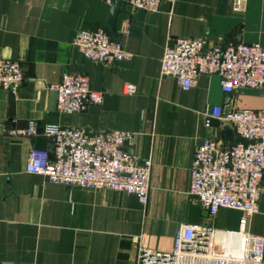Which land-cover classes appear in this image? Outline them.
I'll return each instance as SVG.
<instances>
[{
  "label": "crops",
  "instance_id": "crops-1",
  "mask_svg": "<svg viewBox=\"0 0 264 264\" xmlns=\"http://www.w3.org/2000/svg\"><path fill=\"white\" fill-rule=\"evenodd\" d=\"M112 7L108 0H0V60L24 70L18 96L0 90V264H134L140 247L172 251L183 225L220 234L240 229L241 212L222 208L212 216L190 197L191 168L203 139L227 146L239 140L234 131L228 139L219 120L207 127L208 110H264V89L227 94L217 75H201L187 92L176 78L161 77V62L178 39L264 48V0H246L238 12L234 0H176L162 2L157 13L122 1L110 28ZM124 27L127 36L120 34ZM97 29L120 40L132 59L106 65L86 58L74 39ZM65 74L86 75L104 93L103 103L60 113L52 87ZM128 84L135 94L126 93ZM30 124L40 135L12 134ZM48 125L132 133L129 150L139 162L153 163L147 206L133 195L26 173L30 150L51 147L42 134ZM246 231L264 237V183L260 211Z\"/></svg>",
  "mask_w": 264,
  "mask_h": 264
},
{
  "label": "built area",
  "instance_id": "built-area-1",
  "mask_svg": "<svg viewBox=\"0 0 264 264\" xmlns=\"http://www.w3.org/2000/svg\"><path fill=\"white\" fill-rule=\"evenodd\" d=\"M123 1L130 9L157 13L162 2L173 4L176 0ZM245 1L234 0V10L241 11ZM128 33L127 27L120 32L122 36ZM74 45L96 64L112 65L133 57L105 29L79 31ZM160 75L176 78L187 92L196 86L201 75H217L227 94L248 88L264 89V48L259 43L210 45L205 40L178 39L173 47H166ZM23 82L22 65L1 59L0 90L16 97ZM52 89L57 93V109L62 114L82 113L104 100V93L94 90L90 79L82 74H65ZM126 93L135 94L136 87L126 85ZM213 119L229 125L239 140L227 146L222 140L207 137L196 146L189 195L212 216L222 208L242 213L239 231L221 233L239 240V257L232 251L227 255L215 254L213 241L217 232L212 228L183 225L176 234L172 251L140 247L134 264H264V237L246 231L248 221L260 211L264 110L225 113L221 107H214L206 113L207 127ZM12 134L40 135L34 124ZM42 134L51 140V147L30 150L26 173L72 188L133 195L141 205L147 206L153 163L151 159L139 162L129 150L132 133H95L83 128L48 125Z\"/></svg>",
  "mask_w": 264,
  "mask_h": 264
},
{
  "label": "bare ground",
  "instance_id": "bare-ground-1",
  "mask_svg": "<svg viewBox=\"0 0 264 264\" xmlns=\"http://www.w3.org/2000/svg\"><path fill=\"white\" fill-rule=\"evenodd\" d=\"M221 235V236H219ZM217 237H220V239H217ZM227 239L225 242L224 238ZM214 244L216 247L215 254H222V255H227L229 251H232L235 257H239V248H240V242L238 239H235L233 237L226 236L224 234L217 233L214 235ZM225 248H228L226 250Z\"/></svg>",
  "mask_w": 264,
  "mask_h": 264
},
{
  "label": "water",
  "instance_id": "water-1",
  "mask_svg": "<svg viewBox=\"0 0 264 264\" xmlns=\"http://www.w3.org/2000/svg\"><path fill=\"white\" fill-rule=\"evenodd\" d=\"M122 1L123 0H113V3H112L113 7L111 9L109 24H108V26L110 28H112L114 23H115V20L117 18L118 12H119V7H120ZM224 134L228 139H232L234 137L233 129L229 125H226L224 127Z\"/></svg>",
  "mask_w": 264,
  "mask_h": 264
}]
</instances>
